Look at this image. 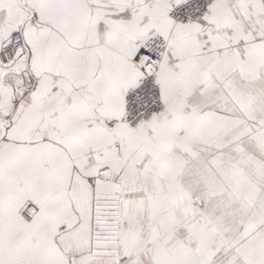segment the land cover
<instances>
[{
    "label": "snow or ice",
    "instance_id": "obj_1",
    "mask_svg": "<svg viewBox=\"0 0 264 264\" xmlns=\"http://www.w3.org/2000/svg\"><path fill=\"white\" fill-rule=\"evenodd\" d=\"M0 264H264V0H0Z\"/></svg>",
    "mask_w": 264,
    "mask_h": 264
}]
</instances>
